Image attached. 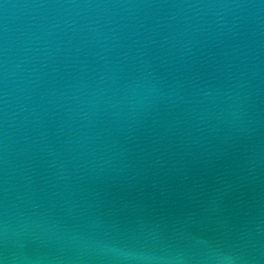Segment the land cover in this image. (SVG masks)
<instances>
[{
	"label": "water",
	"instance_id": "water-1",
	"mask_svg": "<svg viewBox=\"0 0 264 264\" xmlns=\"http://www.w3.org/2000/svg\"><path fill=\"white\" fill-rule=\"evenodd\" d=\"M105 244L264 264V0H0V261Z\"/></svg>",
	"mask_w": 264,
	"mask_h": 264
},
{
	"label": "clouds",
	"instance_id": "clouds-1",
	"mask_svg": "<svg viewBox=\"0 0 264 264\" xmlns=\"http://www.w3.org/2000/svg\"><path fill=\"white\" fill-rule=\"evenodd\" d=\"M101 250L111 253L112 259L115 261V264H123L124 261L130 260L133 258V254L125 252L124 250L117 249L114 246L110 245H101ZM209 260L215 261L216 264H234V257L227 255L219 250L209 249V254L207 257ZM0 264H3L0 261Z\"/></svg>",
	"mask_w": 264,
	"mask_h": 264
}]
</instances>
